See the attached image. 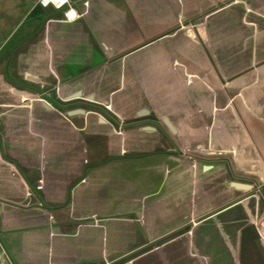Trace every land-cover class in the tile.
<instances>
[{
    "label": "crops",
    "instance_id": "0c3cea01",
    "mask_svg": "<svg viewBox=\"0 0 264 264\" xmlns=\"http://www.w3.org/2000/svg\"><path fill=\"white\" fill-rule=\"evenodd\" d=\"M35 2L33 18L53 8L62 20L47 22L34 47L49 37L68 47L81 33V47L92 43L120 62L104 106L134 111L142 151L127 159L123 148L88 169L131 170V191L110 212L94 204L91 174L73 185L69 176L65 195L62 170L41 157L43 136L0 134V264H139L196 230L205 245L185 248L182 264H264V0ZM140 16L151 32L128 36V21ZM66 51L71 58L74 48Z\"/></svg>",
    "mask_w": 264,
    "mask_h": 264
},
{
    "label": "rangeland",
    "instance_id": "374dc122",
    "mask_svg": "<svg viewBox=\"0 0 264 264\" xmlns=\"http://www.w3.org/2000/svg\"><path fill=\"white\" fill-rule=\"evenodd\" d=\"M28 1L0 0V77L5 81L0 84V103L10 107L0 108V134H15L18 138L23 136L26 141H30L28 133L43 136L45 149L41 157L44 156L48 167H59L62 170L57 177L63 185L61 188L65 195L68 198L70 196L71 185L67 186L69 176H73V185L83 175L88 177L91 174L89 187L95 195V199L94 196L92 198L94 204L116 212L120 209L117 205L123 200V193L131 191V170L122 173L111 170L103 174L87 171L92 164L98 165L116 159L123 148L127 154L122 158L127 159L138 157L142 151L141 148H136L138 140L136 141L134 133L138 126L134 111L112 108L111 112L107 109L110 106H104L105 92L110 86L118 85L119 76L109 75L111 71L118 74L120 62L115 59L106 61L99 52V46L92 43L81 47L82 43L77 41L81 38V33H76V40L70 39L76 41L75 44L68 41V47H56V41H51L50 37L49 45L34 47L44 34L47 22L49 25H57L62 20V15L60 11L48 8L41 16L28 18L30 9L37 5L35 0L31 4ZM74 7L77 6L74 4ZM29 23V39L22 41V45H17ZM144 23H147L146 19ZM127 25L130 37L139 34L143 38L151 32L149 24L148 27L147 24H141V16L130 19ZM33 47L37 50L35 55H29L33 56V62H26V55ZM71 48H74L73 55L68 58L66 50ZM88 50L90 55H87ZM46 53L47 60H43L41 55L46 56ZM23 97L27 100L24 101ZM23 102L31 107H21ZM115 112L125 117L124 124H120ZM33 150H36L33 151L34 156L37 154L36 157L39 158V149ZM150 150L151 147H146L143 151ZM26 156L29 158L33 155L28 153ZM30 159L35 161L33 157ZM153 170L152 173L158 174ZM71 171L74 172L73 175L66 174ZM201 236L199 230H196L192 236L179 239L163 247L158 255L145 259L149 263L144 261L139 264H182L186 259L185 248L195 252L205 245ZM170 237L167 236L160 242L167 241Z\"/></svg>",
    "mask_w": 264,
    "mask_h": 264
},
{
    "label": "trees",
    "instance_id": "16d2710c",
    "mask_svg": "<svg viewBox=\"0 0 264 264\" xmlns=\"http://www.w3.org/2000/svg\"><path fill=\"white\" fill-rule=\"evenodd\" d=\"M39 12V8L38 7H35L31 13L29 14V18H33L34 16L37 15V13Z\"/></svg>",
    "mask_w": 264,
    "mask_h": 264
},
{
    "label": "snow or ice",
    "instance_id": "6c2138e0",
    "mask_svg": "<svg viewBox=\"0 0 264 264\" xmlns=\"http://www.w3.org/2000/svg\"><path fill=\"white\" fill-rule=\"evenodd\" d=\"M63 2V0H61V3Z\"/></svg>",
    "mask_w": 264,
    "mask_h": 264
}]
</instances>
